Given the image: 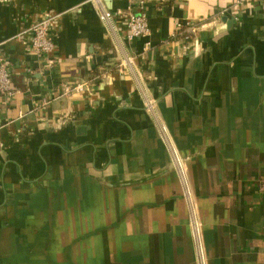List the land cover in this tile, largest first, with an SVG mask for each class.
Returning <instances> with one entry per match:
<instances>
[{
    "label": "crops",
    "instance_id": "0c3cea01",
    "mask_svg": "<svg viewBox=\"0 0 264 264\" xmlns=\"http://www.w3.org/2000/svg\"><path fill=\"white\" fill-rule=\"evenodd\" d=\"M233 2L146 0L128 41V0H0V264H200L186 190L204 264H264V6Z\"/></svg>",
    "mask_w": 264,
    "mask_h": 264
},
{
    "label": "built area",
    "instance_id": "2783aa9c",
    "mask_svg": "<svg viewBox=\"0 0 264 264\" xmlns=\"http://www.w3.org/2000/svg\"><path fill=\"white\" fill-rule=\"evenodd\" d=\"M165 1V0H160ZM127 12L123 13L125 18V27H126V39L128 41H133L150 34V26L148 23L147 13L145 11L146 0H128ZM257 5L258 7L264 6V0H234V6L246 7L250 5ZM122 15L121 11L112 13L110 11L103 10L99 14V20L101 22H109L114 16ZM59 17L50 13L41 14L33 26L28 31V48L27 51L30 54L46 56L48 58L49 65L54 64L55 59L52 57L55 51V44L52 39L51 30L57 24ZM193 33V30H188L183 33V39L187 42L189 36ZM127 63L130 64L131 60L127 59ZM87 84H79L73 87H65L63 92L64 94L70 93H82L88 90ZM16 92V89L12 85L11 80V70L10 64L0 50V95H3L5 98H11L12 95ZM173 163L179 174L180 179L185 183V169L182 164L181 159L176 155L175 152H172ZM259 190L264 192V180L259 184ZM186 199L188 200V207L190 211L191 226L193 230V236L197 243L198 258L199 263L204 264L202 247L200 244L199 237V227L195 218V209L194 205L189 196V192L186 190Z\"/></svg>",
    "mask_w": 264,
    "mask_h": 264
},
{
    "label": "water",
    "instance_id": "95a60500",
    "mask_svg": "<svg viewBox=\"0 0 264 264\" xmlns=\"http://www.w3.org/2000/svg\"><path fill=\"white\" fill-rule=\"evenodd\" d=\"M222 20L225 21V18H223Z\"/></svg>",
    "mask_w": 264,
    "mask_h": 264
}]
</instances>
